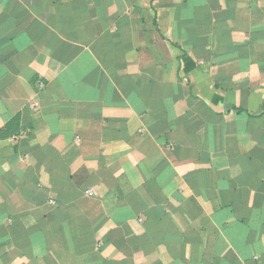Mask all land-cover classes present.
Segmentation results:
<instances>
[{
	"label": "crops",
	"instance_id": "0c3cea01",
	"mask_svg": "<svg viewBox=\"0 0 264 264\" xmlns=\"http://www.w3.org/2000/svg\"><path fill=\"white\" fill-rule=\"evenodd\" d=\"M0 264H264V0H0Z\"/></svg>",
	"mask_w": 264,
	"mask_h": 264
}]
</instances>
